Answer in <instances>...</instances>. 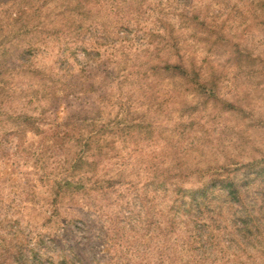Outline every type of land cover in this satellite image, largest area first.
Returning a JSON list of instances; mask_svg holds the SVG:
<instances>
[{
    "label": "rangeland",
    "instance_id": "374dc122",
    "mask_svg": "<svg viewBox=\"0 0 264 264\" xmlns=\"http://www.w3.org/2000/svg\"><path fill=\"white\" fill-rule=\"evenodd\" d=\"M6 165L35 264H264V0H0Z\"/></svg>",
    "mask_w": 264,
    "mask_h": 264
},
{
    "label": "trees",
    "instance_id": "16d2710c",
    "mask_svg": "<svg viewBox=\"0 0 264 264\" xmlns=\"http://www.w3.org/2000/svg\"><path fill=\"white\" fill-rule=\"evenodd\" d=\"M178 75V76H185V71L182 69V67H176V71H175V74L173 73V75ZM196 86L199 88V90L202 92V94L206 95L207 98H211L213 96L212 93H204V87L205 85H201L199 83V81L197 80L196 81ZM6 169H3L0 171V177H3V176H7L8 179L10 178H15V172L14 170L11 168V166L9 165H6L5 167ZM75 190H81L80 188V185H79V188L75 189ZM221 191V192H225L227 190V199L230 201H234V200H238L241 202V193H239V188L238 186H236L234 183L232 182H224V181H219L217 180L215 183H211L210 185L208 186H205L203 188L200 189L199 192H197L196 194V197L194 198V201L197 200V197L198 196H202L204 198H206V196L210 193H213L215 191ZM5 224H8L10 225V229L11 231L13 232L12 233V236H13V239L15 242V244L18 246V249H17V246H16V252L14 254H10V250L7 249V248H4L2 246H0V249L4 250L5 253H7V256H5L4 258V261L7 262L9 260H11V262L13 264H35L37 262H39V255L36 254L34 251H26L27 253H30L29 256H27L28 254H26L24 252V249L22 247H19V242L22 241V238H24V235H26L23 231H21L19 229V223L18 221H12L11 219L9 221L7 220H0V232H1V227L2 229L3 226H5ZM26 239H28V237H25ZM6 241V238L1 236L0 235V243H3ZM49 260V259H48Z\"/></svg>",
    "mask_w": 264,
    "mask_h": 264
}]
</instances>
